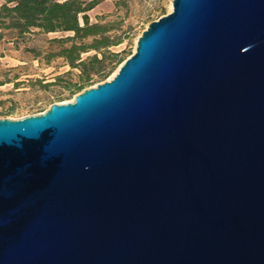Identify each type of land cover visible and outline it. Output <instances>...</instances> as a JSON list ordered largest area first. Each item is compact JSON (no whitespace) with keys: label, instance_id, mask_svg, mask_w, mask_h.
Here are the masks:
<instances>
[{"label":"water","instance_id":"95a60500","mask_svg":"<svg viewBox=\"0 0 264 264\" xmlns=\"http://www.w3.org/2000/svg\"><path fill=\"white\" fill-rule=\"evenodd\" d=\"M0 264H264V0H172L111 79L0 119Z\"/></svg>","mask_w":264,"mask_h":264},{"label":"rangeland","instance_id":"374dc122","mask_svg":"<svg viewBox=\"0 0 264 264\" xmlns=\"http://www.w3.org/2000/svg\"><path fill=\"white\" fill-rule=\"evenodd\" d=\"M171 10L172 0H102L87 13L89 21L108 26L110 39L118 37L122 42L108 49L116 57L107 55L101 68L95 65L87 80L79 68H73L64 57L58 56L61 47L70 43L50 42L72 34H44L34 30L17 36L1 29L0 119L17 120L42 114L53 103L71 102L84 89L111 79L133 54L137 39L149 23ZM96 53L89 50L80 57L87 60ZM79 86L83 87L80 91Z\"/></svg>","mask_w":264,"mask_h":264},{"label":"trees","instance_id":"16d2710c","mask_svg":"<svg viewBox=\"0 0 264 264\" xmlns=\"http://www.w3.org/2000/svg\"><path fill=\"white\" fill-rule=\"evenodd\" d=\"M0 5V30L14 32L17 36L37 30L40 33H70L71 36L53 39L51 43H70L61 47L58 56L64 57L73 68H79L82 77L101 68L107 55L116 57L108 50L119 45L121 38L110 39L111 30L99 23H90L88 12L102 0H2ZM89 50L97 53L87 60L80 55ZM101 54V58L98 57ZM121 63V60H117ZM97 70L96 72H98ZM83 87L79 86L80 91Z\"/></svg>","mask_w":264,"mask_h":264}]
</instances>
